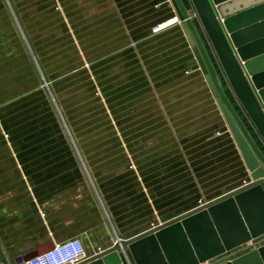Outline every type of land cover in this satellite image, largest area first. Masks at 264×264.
<instances>
[{"label":"crops","instance_id":"crops-1","mask_svg":"<svg viewBox=\"0 0 264 264\" xmlns=\"http://www.w3.org/2000/svg\"><path fill=\"white\" fill-rule=\"evenodd\" d=\"M9 2L0 0L4 264L74 237L89 253L107 249L244 182L171 0Z\"/></svg>","mask_w":264,"mask_h":264},{"label":"water","instance_id":"water-1","mask_svg":"<svg viewBox=\"0 0 264 264\" xmlns=\"http://www.w3.org/2000/svg\"><path fill=\"white\" fill-rule=\"evenodd\" d=\"M171 1L248 176L239 187L81 264H128L122 248L131 264H264V0Z\"/></svg>","mask_w":264,"mask_h":264},{"label":"built area","instance_id":"built-area-1","mask_svg":"<svg viewBox=\"0 0 264 264\" xmlns=\"http://www.w3.org/2000/svg\"><path fill=\"white\" fill-rule=\"evenodd\" d=\"M6 1L10 5L9 0H6ZM175 22H176V20L175 21H168L164 25L157 26L155 28V30L157 31L161 28V26H169L170 24L175 23ZM41 77H42V87L45 88L49 92L53 102L55 103V100L53 97V92L51 89V82L48 81L43 74L41 75ZM228 87H229V85H228ZM228 87H227V90L230 93L231 91H230V89H228ZM230 95H231V93H230ZM55 106H56L57 111L59 112V115L61 117V120L63 121V124H64L66 130L69 131V127H68L64 117L62 116L60 109L56 103H55ZM204 203H206V202L200 201L198 206L203 205ZM155 226H156L155 224H152V227H155ZM122 242H123L122 238L116 237L114 244L112 246L121 244ZM252 243L253 242H249L246 245H249L252 247V245H253ZM262 244H264V240H263ZM256 247L257 246H254L251 249L256 248ZM103 250L104 249H102L101 247H98L94 253H89L87 251L82 239L79 237H74V238H70L68 240H65L63 242L57 243L52 248L48 249L47 251H45L43 253H39V254H37V255L27 259V260H23L22 262H20L18 264H81V263H84L85 261H87L90 257L100 253ZM120 251H122V253L125 254L128 264H131L129 257L126 254V249L122 248ZM210 263L211 262H205L204 264H210Z\"/></svg>","mask_w":264,"mask_h":264},{"label":"rangeland","instance_id":"rangeland-1","mask_svg":"<svg viewBox=\"0 0 264 264\" xmlns=\"http://www.w3.org/2000/svg\"><path fill=\"white\" fill-rule=\"evenodd\" d=\"M225 85V84H224ZM227 90V88H225ZM228 91V90H227Z\"/></svg>","mask_w":264,"mask_h":264}]
</instances>
